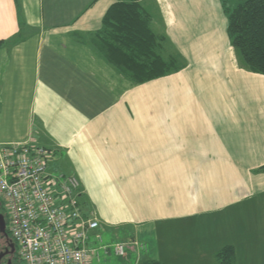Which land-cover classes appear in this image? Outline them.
<instances>
[{"label":"crops","instance_id":"crops-1","mask_svg":"<svg viewBox=\"0 0 264 264\" xmlns=\"http://www.w3.org/2000/svg\"><path fill=\"white\" fill-rule=\"evenodd\" d=\"M116 1L0 0V143L49 150L102 239L143 246L128 263L220 264L229 246L264 264V76L240 66L222 1L142 0L184 67L138 85L97 48Z\"/></svg>","mask_w":264,"mask_h":264},{"label":"built area","instance_id":"built-area-1","mask_svg":"<svg viewBox=\"0 0 264 264\" xmlns=\"http://www.w3.org/2000/svg\"><path fill=\"white\" fill-rule=\"evenodd\" d=\"M51 152L30 142L0 143V201L7 230L21 264H92L100 262L104 246L90 247L99 222L79 202L75 176L54 175L48 169ZM129 246L115 243L114 254L125 258ZM143 249V248H142Z\"/></svg>","mask_w":264,"mask_h":264},{"label":"trees","instance_id":"trees-1","mask_svg":"<svg viewBox=\"0 0 264 264\" xmlns=\"http://www.w3.org/2000/svg\"><path fill=\"white\" fill-rule=\"evenodd\" d=\"M142 0H117L105 13L97 34L98 51L123 76L142 84L179 71L184 67L180 56L164 58L160 51L165 36L155 35L151 18L142 9ZM227 17V34L241 66L264 76V0H236L233 7L221 0ZM259 172H264V166ZM220 264H233L232 247L216 255ZM19 260V259H18ZM138 264H161L145 260Z\"/></svg>","mask_w":264,"mask_h":264},{"label":"rangeland","instance_id":"rangeland-1","mask_svg":"<svg viewBox=\"0 0 264 264\" xmlns=\"http://www.w3.org/2000/svg\"><path fill=\"white\" fill-rule=\"evenodd\" d=\"M228 1H229L228 3L230 4L231 7H233V4L236 2V0H228ZM239 64L241 66L240 62H239ZM48 164H49L51 169L53 168L51 170L52 172L54 171V167H57V162L53 161L52 157L50 158ZM60 171H62V170H56L53 174L54 175H64ZM65 176H71V175H65ZM241 218H242V213H240V219ZM240 221L241 222L243 221L244 223H246L248 221V219H241ZM218 224H219V221L217 222V225ZM158 227H159V225H158ZM114 241H118V239H115ZM97 244L100 246L106 247L108 249V252L106 253L103 250L101 252H99L100 262H98L96 259H93L92 264H135L136 263L135 259H132L131 262L128 263L129 262L128 259L115 255L114 250H113L114 244L107 237H104V239H102L101 244H99L96 242L95 238L93 236H91L89 246L94 247V246H97ZM127 255H130V253L127 252Z\"/></svg>","mask_w":264,"mask_h":264},{"label":"flooded vegetation","instance_id":"flooded-vegetation-1","mask_svg":"<svg viewBox=\"0 0 264 264\" xmlns=\"http://www.w3.org/2000/svg\"><path fill=\"white\" fill-rule=\"evenodd\" d=\"M0 215L3 216L5 222V231H0V264H21L17 257L16 246L7 230V218L1 201Z\"/></svg>","mask_w":264,"mask_h":264},{"label":"water","instance_id":"water-1","mask_svg":"<svg viewBox=\"0 0 264 264\" xmlns=\"http://www.w3.org/2000/svg\"><path fill=\"white\" fill-rule=\"evenodd\" d=\"M0 231L1 232L5 231V222H4V218L2 215H0Z\"/></svg>","mask_w":264,"mask_h":264}]
</instances>
